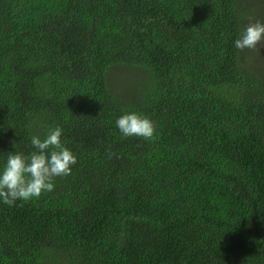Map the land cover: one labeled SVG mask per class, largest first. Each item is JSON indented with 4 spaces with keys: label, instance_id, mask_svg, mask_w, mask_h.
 <instances>
[{
    "label": "trees",
    "instance_id": "1",
    "mask_svg": "<svg viewBox=\"0 0 264 264\" xmlns=\"http://www.w3.org/2000/svg\"><path fill=\"white\" fill-rule=\"evenodd\" d=\"M252 2L0 0V162L55 126L77 158L0 204V264H264V60L233 45ZM130 111L152 139L119 133Z\"/></svg>",
    "mask_w": 264,
    "mask_h": 264
},
{
    "label": "clouds",
    "instance_id": "2",
    "mask_svg": "<svg viewBox=\"0 0 264 264\" xmlns=\"http://www.w3.org/2000/svg\"><path fill=\"white\" fill-rule=\"evenodd\" d=\"M264 40V23L257 21L242 28L233 41L236 49H254ZM115 126L123 137H142L150 140L155 125L147 116L135 111L125 112L115 120ZM63 129L52 127L41 139L30 138L34 149L30 154L8 152L0 162V204L12 206L17 200L38 199L43 193L55 190L54 178L68 176L77 163L76 155L62 142ZM15 142L13 147L15 148Z\"/></svg>",
    "mask_w": 264,
    "mask_h": 264
},
{
    "label": "rangeland",
    "instance_id": "3",
    "mask_svg": "<svg viewBox=\"0 0 264 264\" xmlns=\"http://www.w3.org/2000/svg\"><path fill=\"white\" fill-rule=\"evenodd\" d=\"M256 6L255 13L250 14L249 20H247L245 27H247L250 23H255L257 21H260L264 23V1L263 0H253L251 3V6ZM248 8V7H247ZM264 41V40H263ZM249 51V49H247ZM256 51V54L251 58V61H258V60H264V47L262 45V42H260L256 48H254ZM245 62V61H244ZM257 65H261L264 67L263 62H256ZM119 82H126V81H136L141 74H138L136 71H132L130 69H124V68H115L113 71Z\"/></svg>",
    "mask_w": 264,
    "mask_h": 264
}]
</instances>
